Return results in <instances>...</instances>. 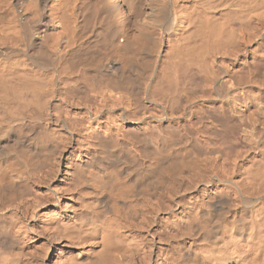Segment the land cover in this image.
I'll return each mask as SVG.
<instances>
[{
	"label": "bare ground",
	"instance_id": "bare-ground-1",
	"mask_svg": "<svg viewBox=\"0 0 264 264\" xmlns=\"http://www.w3.org/2000/svg\"><path fill=\"white\" fill-rule=\"evenodd\" d=\"M87 27L91 34L85 37ZM164 46L162 75L152 89L170 109L157 104L163 112L157 119L176 122L181 131L173 106L182 111V102L188 103L182 115L187 142L175 148L178 133L164 130L158 147L151 140L143 145L146 166L111 136L96 138L97 150L88 142L90 159L72 166L66 190L79 189V204L89 200L86 208L51 222L53 230L26 257L10 230L17 215V220L30 219L36 203L13 204L33 181L48 183L56 163L46 176L32 177L49 165L57 144L74 135L53 138L40 122L48 118L50 125L53 120L63 130H79L83 120L64 119L63 106L79 105L94 117L87 104L110 92L135 91L132 82L148 73L144 63ZM190 75L196 92L210 96L214 107L194 111L200 97H187ZM257 77L264 83V0H0V264H44L59 240L71 252L53 264H264V99L246 90ZM79 96L83 105L77 103ZM57 97L60 104L52 106L57 115L49 114ZM248 100L256 118L246 116ZM224 118L252 126L247 138L261 157L243 186L222 180L207 158L199 172L176 177L172 188L155 193L173 170L199 163L196 147L204 140L208 150L205 134L226 143L246 142ZM196 124L201 127L195 131ZM34 126L38 129L32 133ZM113 158L125 167L118 169ZM181 191L194 195L183 210V227L160 217L173 214V198ZM52 192L60 200L59 192ZM146 192L140 223L127 226L122 208L139 206L135 198Z\"/></svg>",
	"mask_w": 264,
	"mask_h": 264
},
{
	"label": "rangeland",
	"instance_id": "rangeland-1",
	"mask_svg": "<svg viewBox=\"0 0 264 264\" xmlns=\"http://www.w3.org/2000/svg\"><path fill=\"white\" fill-rule=\"evenodd\" d=\"M90 34L91 28L87 27L83 35L87 37ZM164 49L165 46L162 48V50H160L162 52L160 55L157 54L153 59H150V63L148 61L144 63L143 66L146 65L144 69H147L146 73H148L146 76H142L135 82H132L131 87L135 91L128 92L121 90L116 93L110 92V94L108 93L105 97L101 96L100 98L93 99L90 104H87L88 109L90 107L92 108V114H94V117L90 116L86 108H79L81 107L79 105L72 106L70 103H68L67 105L63 106L61 113L63 114L64 119L73 120L76 122L83 120L82 122H79L81 123L79 130H63L61 127L57 126L56 121V124H54L53 120V124L50 125L49 121L47 120L48 118H44V121L40 122V129L47 131L53 138H55L54 136L57 135L68 136L70 133H73L74 135L71 138L72 140H68V142L64 145L58 143L57 149L55 150L52 161L49 163V165L36 171L32 177L35 178L39 175L46 176V174L51 171L54 163H56L58 164V167L54 173L49 176L48 183L40 184V182L36 183L33 181L30 184L29 192L22 198L16 200L13 204L16 206L17 204L31 200L36 203V206H32L33 212L30 216V219L28 221L17 220V218H19L17 215L16 222L13 224L10 230L13 235L15 234L14 236L19 238L21 245H23L24 255L26 257L34 252L35 248H33L32 245L39 246V244L42 243L40 241H44L43 238L46 239V236L43 234H47L50 229L53 230L54 227L50 226L51 222L64 219L65 216H67L71 211H81L86 208L89 200L85 202L84 206L79 204V189L74 190L72 194L67 193L66 190L71 185L72 166L74 164L83 165L90 159L87 154L89 143L92 144L90 149L97 150L98 147L96 146V138L100 136H111V140H117L116 142H119L121 146L135 152L134 154L137 156L138 161L143 164L147 162L146 152H144L143 145L146 144L148 140H151L153 142L152 146L158 147L160 144L159 136H164V130L166 133L173 131L178 133V135L174 137V144L176 146L175 148H178L187 142L188 124L185 122L187 120H182V115L184 114V108L189 106L188 103L182 102L184 105L182 111L180 110L181 108H178V106H173V114L175 117L180 118L179 121L182 122V127L180 129L181 131H179L177 128V124H175L176 122L171 123L167 119L159 122L157 119V117H163V112L161 111L162 109L157 107V104H159L164 109H170V105L166 99L157 95V93L152 89L153 85H157L158 77L162 75L163 60L161 59L162 55L164 54ZM102 62L106 64L107 60H102L101 63ZM87 65L88 64H86V66ZM89 66H91V64ZM192 79L193 78H191L190 75V77L187 78V83L184 88L188 94L187 97H200L198 98L197 103L193 106L194 111L201 112L200 109L202 106L214 107L213 104H210L207 101L210 100L208 99L210 96L201 92H196V85ZM246 90L249 92V96H258L259 98L264 99V83L262 77L255 78V82L251 83ZM104 92L107 93L106 90H104ZM88 95L94 94L89 92ZM56 99L57 101H55ZM56 99H53L51 102L49 114L52 113L57 115L52 110V106H58V104H60L61 98L57 97ZM76 99L77 103L83 105L82 96H79ZM150 101H154V103H151ZM249 102L250 101L248 100L244 106L249 108L246 112V116L250 117L253 115L256 118L258 116L256 108H250ZM219 106L220 104H217V107ZM72 107L79 109H72ZM111 109H113V111H111ZM219 116L223 115L220 114ZM224 120L227 121L233 128L239 129L240 133H243L242 137L246 139V142L243 144L226 143L215 138L214 134H205L206 137H209L207 142L208 150L204 146V140L201 141L199 147H196L199 154V163L192 168L179 171H177L178 169L173 170V174L167 175L165 183L161 187H156L155 193L167 191V189L170 187L172 188L173 179L176 177H187L192 173L199 172L201 167H203L205 164L204 160L207 158L211 159V166L213 167L214 172L217 173V175L222 180H231V182H235L239 186H243L250 166L255 160H258L261 157L258 155V152L252 148L253 146L250 143L251 141L247 138V136L253 135L252 126L246 123L244 125H239L237 121L229 118H224ZM193 121L196 122V119ZM205 123L208 127L211 126L210 123L208 125V121ZM215 125L218 126L219 123H216ZM200 127V124H196L194 128L195 131ZM30 129L32 133H35L36 129H38V126L31 127ZM27 135L30 136V133ZM197 135H195V137H197ZM90 136L93 138L91 139ZM69 142H73L71 146L68 145ZM108 148H110V146ZM110 161H114L116 163L114 158ZM126 161L129 163L128 160ZM115 163L112 164L115 165ZM112 164L109 165L113 166L114 169L117 168V166L118 169H123V167H125V164L121 165L120 163H116L117 166ZM120 166L121 168H119ZM222 188H225L223 184ZM53 190L59 192V195H61L60 200L54 198V194L52 192ZM228 191L232 192V189L229 188ZM147 194L149 193H141L135 198L138 200L139 206L134 208H122V213H124V215L121 216V219L127 226H134L140 223L142 219V197H146ZM48 195L52 196L51 201L45 199V197ZM193 196L194 195L181 191L180 194H177L176 197L173 198V214H161L160 217H164V219L171 218L173 221L181 222V226L183 227V221L185 220V213L183 210L185 209L187 211V209L190 208L193 202ZM235 205L239 207V203H235ZM135 210H137V213L134 212ZM132 237L138 239V234H132ZM62 241L63 240H59V244L61 245L59 246L58 250L53 252V254H49L47 259H44V264L56 263L58 260H61L62 256L71 252V249L67 248L65 243Z\"/></svg>",
	"mask_w": 264,
	"mask_h": 264
}]
</instances>
